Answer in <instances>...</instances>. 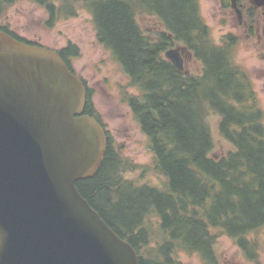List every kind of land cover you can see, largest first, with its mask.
I'll list each match as a JSON object with an SVG mask.
<instances>
[{
    "label": "trees",
    "instance_id": "1",
    "mask_svg": "<svg viewBox=\"0 0 264 264\" xmlns=\"http://www.w3.org/2000/svg\"><path fill=\"white\" fill-rule=\"evenodd\" d=\"M16 1L0 0V18ZM27 1L47 10L49 22L84 9L97 41L137 91L125 102L147 139L151 169L163 179L162 186L124 177V170L135 168L113 147L83 80L84 113L102 126L106 151L98 172L78 181L76 188L135 249L139 264H177V251L214 264L217 233L249 251L253 242L248 236L264 224V112L249 78L233 62L231 36L225 38L228 43L222 38L214 44L198 0ZM142 16L153 18V30L142 28ZM0 32L35 44L1 23ZM176 46L200 62L199 75L184 74L165 59L164 52ZM55 52L75 74L70 61L79 56L78 46L69 42ZM211 114L218 119L219 135L231 146L218 158L212 155Z\"/></svg>",
    "mask_w": 264,
    "mask_h": 264
},
{
    "label": "water",
    "instance_id": "2",
    "mask_svg": "<svg viewBox=\"0 0 264 264\" xmlns=\"http://www.w3.org/2000/svg\"><path fill=\"white\" fill-rule=\"evenodd\" d=\"M165 57L182 70L179 51ZM85 101L58 53L0 32V264H139L76 188L106 151Z\"/></svg>",
    "mask_w": 264,
    "mask_h": 264
},
{
    "label": "rangeland",
    "instance_id": "3",
    "mask_svg": "<svg viewBox=\"0 0 264 264\" xmlns=\"http://www.w3.org/2000/svg\"><path fill=\"white\" fill-rule=\"evenodd\" d=\"M228 3H231L230 0ZM198 7L214 44L219 45L227 35L233 39V62L249 78L258 105L264 112V38L260 41L248 38L244 28L238 25L233 10L224 7L221 0H198ZM48 19V12L40 6L27 0H18L1 16L0 23L19 37L38 42L47 48L60 49L69 42L78 46L80 54L71 59L72 69L91 90L94 111L109 131L113 147L135 168L124 170V177L136 184L161 187L163 179L151 169L152 152L147 139L133 120L125 102L127 96L137 91L129 85L120 67L97 41L90 15L79 7L74 17L59 18L53 22ZM139 21L144 30L156 25L149 16H142ZM225 41L228 43L229 39ZM189 56L187 54L184 58V70L199 75L200 62ZM208 123L214 140L212 155L218 158L231 146L219 135L218 119L214 115L209 116ZM215 236L213 251L217 261L214 264H238V259L240 264H264V228L256 229L248 236V240L253 242L248 253L243 251L239 254L235 242L228 237L219 233ZM174 258L177 264H204L197 254L184 251H177ZM249 258H252L251 263Z\"/></svg>",
    "mask_w": 264,
    "mask_h": 264
},
{
    "label": "flooded vegetation",
    "instance_id": "4",
    "mask_svg": "<svg viewBox=\"0 0 264 264\" xmlns=\"http://www.w3.org/2000/svg\"><path fill=\"white\" fill-rule=\"evenodd\" d=\"M226 1H228V0H226ZM231 1H233V0H231ZM238 1H239V8L241 9V18L239 19L237 17L238 25L240 24V26L244 28L243 31H244L245 35L247 34L246 36L248 38L250 37L253 40L255 39L256 41H260L261 38H264V7H255L253 5L254 4L253 0H238ZM34 4H36V3H34ZM36 5H38V4H36ZM235 5H237L236 0H235ZM48 14H49V12H48ZM49 17L51 18L50 14H49ZM48 21H49V19H48ZM48 23L49 22H47V24ZM27 41H30V40H27ZM30 42H33L36 45L43 46L42 44L35 42V41H30ZM263 228H264V224L262 226H260L258 229L261 230ZM235 244H236L235 246H236L239 254L243 253L244 248L242 247V245H239L237 243H235ZM251 259L252 258L248 259V261L250 263L252 262ZM215 261H217L216 258H215ZM225 264H235V263L229 262V263H225ZM238 264H240L239 259H238Z\"/></svg>",
    "mask_w": 264,
    "mask_h": 264
}]
</instances>
